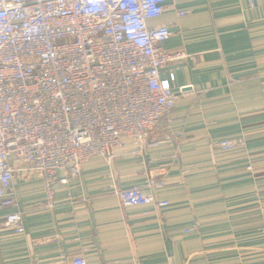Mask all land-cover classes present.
<instances>
[{"label":"crops","instance_id":"obj_1","mask_svg":"<svg viewBox=\"0 0 264 264\" xmlns=\"http://www.w3.org/2000/svg\"><path fill=\"white\" fill-rule=\"evenodd\" d=\"M149 25L168 26L162 50L184 55L161 73L185 91L152 135L158 145L84 164L56 188L52 210L15 164L0 264H264V0H167ZM162 131L181 132L180 146ZM234 139L244 144L215 147ZM152 177L163 186L144 188ZM133 188L168 206H124L117 193ZM14 212L24 213L22 234L3 225Z\"/></svg>","mask_w":264,"mask_h":264},{"label":"built area","instance_id":"obj_2","mask_svg":"<svg viewBox=\"0 0 264 264\" xmlns=\"http://www.w3.org/2000/svg\"><path fill=\"white\" fill-rule=\"evenodd\" d=\"M167 0H0V204L14 206L15 164L42 184L40 209L52 210L58 186L100 158L112 160L127 145H158L154 132L185 89L176 91L161 73L181 53L161 44L168 26L152 27ZM259 0H248L258 5ZM185 12H180L183 17ZM178 148L182 133L162 131ZM242 139L217 142L221 151ZM168 167V166H167ZM165 168H161L163 170ZM160 178L144 188L159 189ZM124 206H168L139 189L117 193ZM23 212L3 222L23 233ZM72 264H87L75 257Z\"/></svg>","mask_w":264,"mask_h":264},{"label":"rangeland","instance_id":"obj_3","mask_svg":"<svg viewBox=\"0 0 264 264\" xmlns=\"http://www.w3.org/2000/svg\"><path fill=\"white\" fill-rule=\"evenodd\" d=\"M157 130H160V128H159V129H157ZM95 159H100V158H95Z\"/></svg>","mask_w":264,"mask_h":264}]
</instances>
